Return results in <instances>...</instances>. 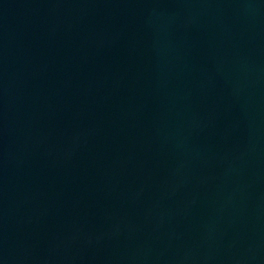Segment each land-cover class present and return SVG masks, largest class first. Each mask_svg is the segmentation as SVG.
Segmentation results:
<instances>
[{"label": "water", "instance_id": "1", "mask_svg": "<svg viewBox=\"0 0 264 264\" xmlns=\"http://www.w3.org/2000/svg\"><path fill=\"white\" fill-rule=\"evenodd\" d=\"M0 264H264V0H0Z\"/></svg>", "mask_w": 264, "mask_h": 264}]
</instances>
